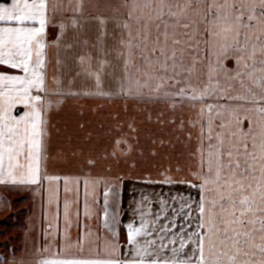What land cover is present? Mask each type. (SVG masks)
I'll return each instance as SVG.
<instances>
[{"label": "snow or ice", "instance_id": "obj_1", "mask_svg": "<svg viewBox=\"0 0 264 264\" xmlns=\"http://www.w3.org/2000/svg\"><path fill=\"white\" fill-rule=\"evenodd\" d=\"M108 9L114 44L107 47V19L93 17L100 31L84 43L95 55L81 56L77 73L93 90L83 95L165 101L172 111L188 105L194 115L179 121L187 143L177 166L144 183L195 193L141 192L122 245L119 178L49 174L50 97L80 93L63 92L70 84L55 74L49 81L48 30L63 15L79 28L76 17L87 9L84 0L0 3V185L47 184L49 242L36 264H264V0H112ZM115 143L121 155L132 151L126 140ZM61 186L59 244L51 225L61 214ZM81 203L86 219L102 213L103 240L87 225L70 238Z\"/></svg>", "mask_w": 264, "mask_h": 264}, {"label": "crops", "instance_id": "obj_2", "mask_svg": "<svg viewBox=\"0 0 264 264\" xmlns=\"http://www.w3.org/2000/svg\"><path fill=\"white\" fill-rule=\"evenodd\" d=\"M111 2L112 0H107L106 5L103 0H84L87 14L76 17L80 22L79 28L72 26L74 17L71 15L56 17L54 24L49 27L48 40L51 45L48 50L49 81L51 82L53 74H55L70 84V87L62 89L63 92H79L80 95L50 97L52 108L48 113V120L51 146L48 172L61 176L94 177L113 183H117L119 178L122 181V200L119 206L121 223L117 231L119 241L123 245L126 243L124 225L133 218L134 197L138 200L141 192L168 194L170 191L175 193L179 189L195 193V189H187L182 185H148L144 183L149 179H162L160 175L162 166H171L174 170L177 166L176 157L184 150L183 145L187 143L185 140L187 135L183 137L178 134L166 133L165 127H168V124L164 123L163 119L148 117L147 110L150 107H155L154 105L163 106L160 105L162 102L158 104L157 101L133 100L115 95L111 98L83 95L84 92L93 90L89 80L77 75L78 72H81L80 57L90 53V51L86 53L84 42L93 43L85 38L84 32L85 30L91 32H94L95 29L100 30L99 22L93 17L106 18L109 34L108 47L110 48L114 44L112 39L114 22L108 16V5ZM0 3L8 4L10 0H0ZM61 22L65 24L62 34L59 30ZM56 61L60 62L59 66ZM52 91L50 83L49 92ZM24 110L22 106H17L14 114H22ZM178 137L179 142L177 141ZM117 140H126L127 143L122 147L127 150L130 144L132 151L121 155L120 147L115 143ZM160 141H163L164 144L161 145ZM114 150L115 156L111 155ZM88 159H96L97 165L95 167L88 166L86 163ZM100 188L103 190V184ZM46 189V183L44 188L0 185V221L8 217L12 207L18 206L25 211L22 222L26 228L20 231V233L23 232L20 237L31 243L32 247L30 246L26 252L35 256L34 264L40 258L38 250L49 242L51 214L47 204ZM62 200L61 186V214L57 221L51 225V229L56 232V243L59 244L63 243ZM100 216L99 221L96 218L86 219L81 203L79 225L74 223L69 233L70 238L75 241L82 236L87 225L91 228L94 236L98 232L99 237L103 240L105 230L102 213ZM121 251H126V249L122 248Z\"/></svg>", "mask_w": 264, "mask_h": 264}, {"label": "rangeland", "instance_id": "obj_3", "mask_svg": "<svg viewBox=\"0 0 264 264\" xmlns=\"http://www.w3.org/2000/svg\"><path fill=\"white\" fill-rule=\"evenodd\" d=\"M103 1L107 5V0ZM105 9L107 10V6ZM99 31L100 30L96 29L94 32L85 30V38L87 40H91L94 43ZM85 50L87 51L86 53L90 51V53L95 55V52L90 47H85ZM157 103H161L160 105L163 106L159 107L154 105L155 107H150L147 110L148 117L154 119H163L164 123L168 124V127H165L166 133L169 132V134H178L185 137L187 135V130L181 132L179 129V121L181 119L187 121L189 118L193 117L194 113L189 110V106L177 105L176 110L172 111L170 108V102L157 101ZM173 120L177 122L174 126L171 123ZM23 213H25V211H23V209L19 208L18 206H15L14 208L12 207L8 213V217L0 221V264H34L35 256L27 254L26 252L30 246L32 247V245H30L31 243L20 237L23 234V232L20 233V231L26 228V225L22 222L24 219Z\"/></svg>", "mask_w": 264, "mask_h": 264}]
</instances>
